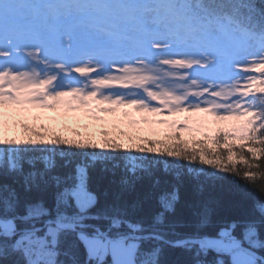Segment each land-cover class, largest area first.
<instances>
[{"label":"snow or ice","instance_id":"6c2138e0","mask_svg":"<svg viewBox=\"0 0 264 264\" xmlns=\"http://www.w3.org/2000/svg\"><path fill=\"white\" fill-rule=\"evenodd\" d=\"M101 113L126 117L129 130ZM233 120L205 137L214 148L182 135ZM233 140L247 167L245 149L264 157V0H0V172L11 179L0 184L2 264H170L165 245L193 253L191 264H225L209 252L264 264V203L259 218L182 234L169 219L178 186L142 216L140 199L102 203L89 187L90 169L120 159L136 179L169 160L194 177L241 178ZM198 215L199 229L207 209Z\"/></svg>","mask_w":264,"mask_h":264},{"label":"trees","instance_id":"16d2710c","mask_svg":"<svg viewBox=\"0 0 264 264\" xmlns=\"http://www.w3.org/2000/svg\"><path fill=\"white\" fill-rule=\"evenodd\" d=\"M260 4L261 0H254ZM119 162V161H116ZM253 179L244 180L245 172L240 166H235L241 173V178L233 174H227L223 179H217L205 175L194 177L185 168L165 169L160 164H150L146 171L137 172L139 179L127 175L126 179L133 180L134 190H125L121 184L124 179L121 165L110 168L107 172H101L100 167L89 170V187L95 191L103 203L114 202L119 198L120 203L140 199L143 201L136 215H149L159 209L156 198L164 191H171L173 186L179 187L180 199L175 205V212L169 219L183 226L177 227L176 231L182 234H192L199 231L201 234L214 235L218 227L225 220H240L252 216L259 218L256 210L257 203H264V196L258 191L264 187V157L257 161ZM179 172V176L177 175ZM159 181V183H156ZM11 182L0 172V184ZM249 184L250 187H245ZM105 191L107 196L104 195ZM207 209L208 222L201 228H197L199 213ZM239 234V230H237ZM260 237L264 239V228L260 230ZM175 239V237H169ZM256 252L264 257V248L256 249ZM164 259L170 264H191L194 259L193 253L185 252L181 248L164 246ZM207 259H222L225 264H230L227 255L217 256L215 252H209ZM2 264V262H0Z\"/></svg>","mask_w":264,"mask_h":264},{"label":"rangeland","instance_id":"374dc122","mask_svg":"<svg viewBox=\"0 0 264 264\" xmlns=\"http://www.w3.org/2000/svg\"><path fill=\"white\" fill-rule=\"evenodd\" d=\"M123 111H131V110L128 109V110H123ZM50 115H55V113H50ZM100 115L101 116H105V119L114 121L117 124V126H123L125 131L129 130V128L127 126V118L126 117L119 116V117H115L114 118V117H111V116H106L105 114H102V113ZM133 116L139 118L140 114L139 113H133ZM173 119L179 120V119H182V117H173ZM206 119L211 120L210 117H206ZM84 122L85 123H92L96 129H100V130L103 129L102 125L98 124L97 122L91 121L90 118H88V117H85V121ZM240 123H241V121H236V120L228 121V122H211V123H209L206 126L205 129H203V130H201L199 132L183 133L182 135L184 136L185 139H188V140H190L193 137H195L197 139H204L205 144L209 148H214L215 146L212 144L211 139H206L205 137H208V138L216 137L218 135V130H229L233 126H238ZM97 139H100L99 134H97ZM219 139H220L221 144H223L224 140H223L222 134L219 136ZM228 143H231V144H233L235 146L234 147V153H233V156H232V160L234 162H236L235 166H240L244 171H248V172L252 173L253 175L256 174L257 172H255V169H256L255 167H256L258 162L252 160L251 155L249 153H247L246 149L243 151V155L254 166L249 168V167H247V165L243 164L242 162H238V156L241 153L239 145L241 143H243V142L239 141V140H233V141H229ZM121 155H123V154H121ZM220 156H221V158L223 159V161L225 163H229V154L227 153V151L225 149H223V148L220 149ZM209 158H215V154L214 153H210L209 154ZM118 161L119 162H116V163L119 166L121 165L122 174H123L124 179H125V178H127V175L130 176V174L127 173L124 170V161H123V159H120ZM180 163L183 164V161H181ZM152 164H160V166L162 168L166 169L165 164L162 163V162H153V163H151V165ZM168 164H169V167L167 169H176L177 168L175 166V161L174 160H169ZM149 165L150 164L145 165V167H148ZM229 166L231 167V164H229ZM207 170L211 171V169H207ZM262 173H263V177H264L263 168H262ZM228 258L230 260V257H228Z\"/></svg>","mask_w":264,"mask_h":264},{"label":"water","instance_id":"95a60500","mask_svg":"<svg viewBox=\"0 0 264 264\" xmlns=\"http://www.w3.org/2000/svg\"><path fill=\"white\" fill-rule=\"evenodd\" d=\"M256 254L258 255V256H260V257H262L260 254H258L257 252H256Z\"/></svg>","mask_w":264,"mask_h":264}]
</instances>
